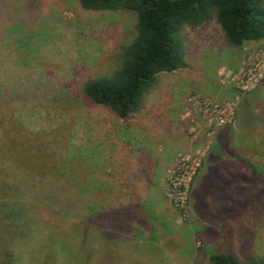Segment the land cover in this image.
I'll return each instance as SVG.
<instances>
[{"label": "rangeland", "instance_id": "obj_1", "mask_svg": "<svg viewBox=\"0 0 264 264\" xmlns=\"http://www.w3.org/2000/svg\"><path fill=\"white\" fill-rule=\"evenodd\" d=\"M7 4L0 144L9 137L0 150L14 154L27 136L23 147H39L64 174L58 186L76 185L48 200L0 191V203L19 200L34 218L31 238L0 220V264L9 252L17 264H213L214 253L264 261V38L233 45L214 17L185 26L186 65L159 73L138 110L121 118L82 86L113 68L118 47L135 34V14L78 0ZM252 104L260 106L250 116ZM225 138L242 145L232 162L239 172L215 193L197 194L208 205L195 211L190 189ZM19 169L0 159V183L16 188L20 174L27 186Z\"/></svg>", "mask_w": 264, "mask_h": 264}, {"label": "trees", "instance_id": "obj_2", "mask_svg": "<svg viewBox=\"0 0 264 264\" xmlns=\"http://www.w3.org/2000/svg\"><path fill=\"white\" fill-rule=\"evenodd\" d=\"M86 9H126L136 16L135 34L131 41L121 44L115 55V63L111 70L97 77L87 80L82 86V92L90 101L108 106L116 115L126 118L129 114L138 110L144 92L154 83L155 77L161 72H169L181 69L186 65L185 45L182 37V29L185 26H196L210 17H214L219 24L226 40L239 46L248 41H256L264 38V0H78ZM10 9L7 0H0V41L5 47L9 43L8 23L10 22ZM260 105L253 106L250 116ZM238 107V106H237ZM240 111L237 109V113ZM248 121V122H247ZM251 120L242 121V130L249 135L251 142ZM245 123L247 125H245ZM249 123V124H248ZM230 126V125H226ZM234 129V128H233ZM234 132V130H233ZM234 133L226 134V136ZM1 146L6 147L7 137L4 135ZM20 149L14 154H4L0 150V159H7L15 167L27 171L28 180L20 187L21 175L12 178L16 188L11 183H0V191L17 193L20 190L30 193L44 194L46 200L50 194L65 192L67 187H59L57 176L64 178L63 173L56 171L55 165L49 166L50 158L47 154L38 151L31 152L23 147V143L29 145L32 142L27 136H20ZM229 138L223 141H215L214 146L206 154L204 160L208 163L206 170L199 169V177L195 186L189 192V200H193L195 211L202 205H208L202 200L199 193H215L222 185L226 186L231 177L239 172L232 162L239 158L238 149L242 146L237 143L230 146ZM18 140L14 138L10 142V148L15 147ZM249 142V143H250ZM229 143V145L227 144ZM51 157V156H50ZM54 168V169H53ZM36 175V179L32 174ZM46 176L50 178L46 179ZM35 179V180H32ZM47 184L45 185L44 180ZM66 180V179H65ZM59 185V186H58ZM20 187V188H19ZM23 188H26L23 190ZM35 189V190H34ZM195 191L196 199L191 193ZM56 192V193H55ZM28 193V192H26ZM28 197V195L26 194ZM218 199H222L218 197ZM75 202V201H74ZM6 207V208H5ZM0 220H5L14 232L20 237L28 238L32 232L34 218L31 210L16 199H9L0 203ZM34 235V234H33ZM32 235V236H33ZM31 238V236H30ZM13 253L9 252L2 264H17ZM213 264H264L263 260H240L232 254L214 253L210 256Z\"/></svg>", "mask_w": 264, "mask_h": 264}]
</instances>
